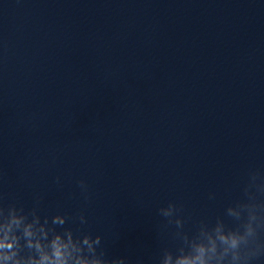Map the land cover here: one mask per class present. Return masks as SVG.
<instances>
[{
  "label": "clouds",
  "instance_id": "obj_1",
  "mask_svg": "<svg viewBox=\"0 0 264 264\" xmlns=\"http://www.w3.org/2000/svg\"><path fill=\"white\" fill-rule=\"evenodd\" d=\"M57 177V183H59ZM85 200L91 198L87 182H78ZM36 206L26 210L0 195V264H127L124 256L110 257L102 247V234L65 226L69 214L56 211L41 216ZM166 223L175 225L176 247H165L159 264H264V168H253L242 186V197L228 204L214 223L201 221L192 233L185 230L182 206L175 201L159 209ZM81 225L88 223L83 210Z\"/></svg>",
  "mask_w": 264,
  "mask_h": 264
}]
</instances>
